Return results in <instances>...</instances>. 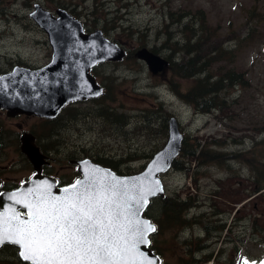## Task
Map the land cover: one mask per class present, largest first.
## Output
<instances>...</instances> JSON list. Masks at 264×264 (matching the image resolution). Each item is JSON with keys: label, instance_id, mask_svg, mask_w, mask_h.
Here are the masks:
<instances>
[{"label": "rangeland", "instance_id": "obj_1", "mask_svg": "<svg viewBox=\"0 0 264 264\" xmlns=\"http://www.w3.org/2000/svg\"><path fill=\"white\" fill-rule=\"evenodd\" d=\"M35 2L68 10L85 31L101 29L126 51L122 60L92 70L104 95L69 107L71 119L61 136L76 156L109 159L108 166L120 174L139 172L165 144L171 116L187 143L196 139L203 148L229 153L213 162L178 155L182 169L172 167L161 176L164 194L190 206L150 238L161 249L162 264H239L241 256L250 264L260 261L264 189L253 187V165L260 169L264 163V0H0V67L9 60L32 67L49 61L46 33L29 16ZM197 10L213 31L211 41L228 52L216 59L213 74L231 69L243 80L227 83L218 93L225 106L210 113H201L183 96L194 79L170 69L163 77L152 75L133 56L147 47L168 59L165 46L182 37L173 21ZM106 112L122 114L124 122L108 119ZM161 211L156 199L147 217L157 220ZM9 253L0 252V264H17Z\"/></svg>", "mask_w": 264, "mask_h": 264}, {"label": "water", "instance_id": "obj_2", "mask_svg": "<svg viewBox=\"0 0 264 264\" xmlns=\"http://www.w3.org/2000/svg\"><path fill=\"white\" fill-rule=\"evenodd\" d=\"M29 16L46 33L51 47V57L43 66L31 68L17 65L10 71L0 74V108L6 109L11 114L25 113L54 118L68 103L102 95L104 88L97 83L91 69L98 63L122 60L126 56L125 48L106 37L101 29L85 32L82 22L64 8H57L53 13L35 2ZM133 56L143 61L152 75L163 74L164 76L169 70V60L147 47L138 48ZM183 139L184 133L180 129L178 120L171 116L167 121L165 144L154 152L141 171L133 174H118L110 167L84 158L77 161L80 176L72 183L57 187L54 179L35 175L20 189L2 196L0 213L8 212L9 208H14L21 214L26 213L27 209L23 205L16 204L9 197L13 193H23L28 188L44 182L52 185L53 195L62 196L63 190L77 181L93 178L97 180L103 178L106 184H110L115 177L117 180L127 181L129 187L139 184L140 181L146 187H156L158 181V187L162 191L148 195L147 205L139 211V218L142 221H148L156 228L155 223L145 215V211L153 198L164 196L165 188L161 176L172 168L174 160L180 153ZM23 150L34 161L33 151L26 145ZM93 169L98 170L95 177L90 176ZM153 233L148 234L150 243L147 246L141 245L140 250L146 253L148 258L153 259L154 264H162L161 258L150 249V238ZM15 247L18 249L17 246ZM18 257L23 261L19 254ZM245 262L250 264L243 259L239 261V264H245ZM256 264H264V257Z\"/></svg>", "mask_w": 264, "mask_h": 264}, {"label": "snow or ice", "instance_id": "obj_3", "mask_svg": "<svg viewBox=\"0 0 264 264\" xmlns=\"http://www.w3.org/2000/svg\"><path fill=\"white\" fill-rule=\"evenodd\" d=\"M112 179L77 181L62 196L53 195L48 182L13 193L9 198L27 212L0 213V247L17 246L28 264H154L140 246L150 243L148 234L156 228L142 221L139 211L148 195L162 191L159 182L129 187Z\"/></svg>", "mask_w": 264, "mask_h": 264}, {"label": "trees", "instance_id": "obj_4", "mask_svg": "<svg viewBox=\"0 0 264 264\" xmlns=\"http://www.w3.org/2000/svg\"><path fill=\"white\" fill-rule=\"evenodd\" d=\"M173 23H178L181 26L178 32L182 34V37L181 41L177 40L165 46L170 50L167 55L170 64L169 68L175 75L181 78L194 79L193 85L183 95L184 98H186L187 102L193 104L201 113H210L218 107H224V99L220 97L218 93L223 91L227 83L233 86L240 82L243 83L241 75L235 73L231 69L219 76H215L212 72L216 59L218 57L223 59L224 56L228 54V52H226L227 50L224 52L211 41L213 31H211V27L207 25L206 17L202 11L197 10L195 13L184 11ZM166 40L169 42L170 37ZM152 51H155V49L153 48ZM178 54H181V56L176 61L174 60V56ZM102 95H104V93ZM106 114L108 119L113 118L119 123L124 122V116L122 114L116 115L112 112H106ZM195 140L196 139H192L187 143L186 140L183 139L179 155L190 157L192 160L206 157V161L204 162H213L218 159V156H226L229 154L217 153L207 145L208 148H203V146L200 145V141L195 142ZM109 162V159H102L100 163L108 166ZM172 167L182 169V165H179L176 160H174ZM253 167L254 171H257V175L253 181V187L256 188L255 190L260 191L264 189V163L260 166V169H258V165H253ZM156 199H160L162 211L157 220L152 218L153 223L156 225V231L153 233V236L160 232L163 224H172L179 218L182 211H186L190 207L186 200L182 201L180 198L170 199L164 194V196L153 198L150 201L145 211L146 216L150 217V207ZM150 249L161 257V249L153 239H151ZM5 250H9V258H13L12 261H15V263L28 264L19 259L18 249L14 245H4L0 248V252ZM205 259H209V257Z\"/></svg>", "mask_w": 264, "mask_h": 264}, {"label": "flooded vegetation", "instance_id": "obj_5", "mask_svg": "<svg viewBox=\"0 0 264 264\" xmlns=\"http://www.w3.org/2000/svg\"><path fill=\"white\" fill-rule=\"evenodd\" d=\"M56 9L48 10L54 13ZM44 43L48 46L51 57L48 39ZM5 64V68L0 67V74L10 71L17 65L31 68L44 65L32 67L27 62L19 60L16 63L9 60ZM101 64L95 65L91 73ZM157 75L163 77V74ZM73 104L74 102L66 104L54 118L25 113L11 114L6 109L0 108V199L3 195L20 189L35 175L54 179L57 187L70 184L80 176L77 161L87 157L76 156L75 151L69 150L65 139L61 136L63 130L67 128V120L71 119L69 107ZM24 145L33 151L34 161L23 150Z\"/></svg>", "mask_w": 264, "mask_h": 264}, {"label": "bare ground", "instance_id": "obj_6", "mask_svg": "<svg viewBox=\"0 0 264 264\" xmlns=\"http://www.w3.org/2000/svg\"><path fill=\"white\" fill-rule=\"evenodd\" d=\"M242 259H243V260H245V259H244V257H243V256H241V258H239V261H240V260H242Z\"/></svg>", "mask_w": 264, "mask_h": 264}]
</instances>
